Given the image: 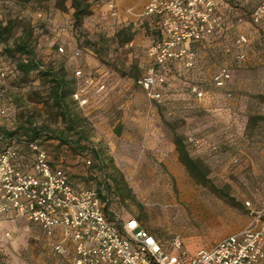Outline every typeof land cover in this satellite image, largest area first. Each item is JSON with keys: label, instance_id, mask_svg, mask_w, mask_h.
<instances>
[{"label": "rangeland", "instance_id": "374dc122", "mask_svg": "<svg viewBox=\"0 0 264 264\" xmlns=\"http://www.w3.org/2000/svg\"><path fill=\"white\" fill-rule=\"evenodd\" d=\"M114 2L118 17L108 12L107 0H98L77 25L73 9L61 10L53 0H0V19L16 20V36L24 29L32 32L44 65H63L69 78H75L79 65L105 83L103 92L90 93L85 112L71 103L87 121L83 128L88 139L73 146L55 138L40 139L54 164L61 165L75 185L96 187L103 175L97 160L92 159L93 166L86 165L90 152L81 145L96 146L107 159L110 179L116 177L126 195L111 197L115 217L139 219L167 250H171V237L179 233L184 249L192 254L247 226L252 213L246 201L254 210L264 206V21H251L257 0H222L225 30L192 44L197 57L191 68L180 61L172 63L171 85L163 89L164 100L157 103L149 101L137 84L152 63L150 46L160 39L157 20L142 14L147 0ZM66 24L71 30L60 31ZM129 25L133 39L119 42L116 31ZM239 34L250 41L242 48L244 59L236 57ZM77 50L80 55L75 56ZM0 59L4 64L9 60L1 45ZM221 66L232 73L227 87L231 96L212 81ZM194 84L205 91L204 99L191 92ZM23 88L21 106L37 120H47L52 129L63 126L50 107L43 78L33 73ZM175 136L207 167L209 183L195 181L181 164ZM21 153L23 164L30 167L28 149ZM6 231L10 236L0 231V264H71L68 257L53 251L36 224L18 219Z\"/></svg>", "mask_w": 264, "mask_h": 264}, {"label": "built area", "instance_id": "2783aa9c", "mask_svg": "<svg viewBox=\"0 0 264 264\" xmlns=\"http://www.w3.org/2000/svg\"><path fill=\"white\" fill-rule=\"evenodd\" d=\"M221 4L222 0H147L142 14L154 17L162 34L148 50L151 65L137 80L149 101L164 100L163 89L171 85L172 63L180 61L187 68L193 66L197 57L193 43L225 30ZM107 8L112 17L119 16L114 1ZM251 21L255 24L264 21V0H257ZM59 29L70 31L71 26L61 25ZM249 43L246 35H238L235 41L240 49L238 59L245 58L242 48ZM58 51L64 53L65 48L59 45ZM74 54L77 56L78 50ZM7 74L0 65V82L6 80ZM74 76L77 84L72 97L84 110L89 105L90 93L103 92L105 83L79 66ZM212 81L227 96L232 95L227 88L232 81L227 66L219 67ZM191 92L199 100L206 94L196 84L191 86ZM6 114V107L0 106V117ZM194 142L199 144L200 140ZM24 143L30 151V167L23 164L22 153L15 146L0 152V227L6 215L36 224L51 241L53 251L68 257L71 264H264V206L254 210L246 201L252 213L249 224L209 247L189 254L181 235L175 233L171 237V250L166 251L134 217L124 221L119 229L105 215L96 187L74 185L61 165L52 164L43 145L37 141ZM85 163L91 164L90 155L85 157ZM5 235L10 236V231H5Z\"/></svg>", "mask_w": 264, "mask_h": 264}, {"label": "trees", "instance_id": "16d2710c", "mask_svg": "<svg viewBox=\"0 0 264 264\" xmlns=\"http://www.w3.org/2000/svg\"><path fill=\"white\" fill-rule=\"evenodd\" d=\"M53 1L56 7L61 10H65L66 8L73 9V20L75 24L78 25L85 17L91 14L93 2L98 0ZM113 1L114 0H107L106 5ZM17 27L18 24L13 18L6 21L0 19V45L2 46V52L9 58L7 62L5 61L6 64L3 63V59H0V65L8 73L6 80L0 82V106H5L7 109L6 116L0 117V152L10 145L15 146L20 152L23 148L27 150L28 148L24 143L27 141H37L43 145L40 141L42 137L47 139L55 138L59 143L65 145L73 146L80 144V142L88 139V135L83 128V123H87L86 119L78 110H73L71 108V103H73L80 111L82 110L72 97L76 89L77 79L69 78L63 65L59 67L44 65L43 61H41L36 54L32 32L24 29L16 36L15 31ZM115 36L119 42L128 43L133 39L134 32L131 30L130 25L123 26L116 31ZM161 36L162 34L160 31V38ZM54 44L58 49L59 43L55 41ZM78 53V55H80L79 51ZM83 70L86 73L91 72L84 68ZM33 73L47 82V95L48 100H50V107L55 110L56 118L63 124V126L58 129H52L47 120H37L30 109L21 106V101L24 98L22 97L24 94L23 86L28 82ZM12 105H14L15 108ZM85 109L82 111L85 112ZM174 145L179 161L186 168L189 175L199 183H209L210 180L207 177V167L200 159L190 155L180 136H175ZM87 146L88 145H81V149L90 152V154H88L91 157V164L89 167L93 166L92 159L97 160L99 171L103 175V179L98 182L96 188L103 201L104 213L109 220L119 227V229H122L124 221H119L117 217H115V214L111 212L110 200L112 196L124 199L126 195L116 181V177L112 175L110 179L109 173H107V159L102 156V153L96 146L90 149ZM51 161L52 164L55 165L52 159ZM111 180H113L115 187H113ZM72 183L75 185L73 181ZM130 217L132 216L128 218ZM137 220L141 223L139 219ZM141 226L145 228L142 223ZM145 229L148 230L147 228ZM148 231L155 236L164 250L170 251L164 248L163 243L155 233L150 230Z\"/></svg>", "mask_w": 264, "mask_h": 264}, {"label": "crops", "instance_id": "0c3cea01", "mask_svg": "<svg viewBox=\"0 0 264 264\" xmlns=\"http://www.w3.org/2000/svg\"><path fill=\"white\" fill-rule=\"evenodd\" d=\"M119 10V9H118ZM18 219H23V218H20L18 216H13V215H6L3 219V223L0 227V231L3 232L4 236L5 235V231L8 227V225H10L11 223H15ZM25 220V219H24ZM27 221V220H26ZM7 237V236H6Z\"/></svg>", "mask_w": 264, "mask_h": 264}]
</instances>
